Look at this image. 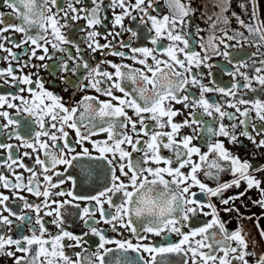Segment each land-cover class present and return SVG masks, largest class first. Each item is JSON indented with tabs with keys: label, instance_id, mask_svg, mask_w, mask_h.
I'll use <instances>...</instances> for the list:
<instances>
[{
	"label": "snow or ice",
	"instance_id": "1",
	"mask_svg": "<svg viewBox=\"0 0 264 264\" xmlns=\"http://www.w3.org/2000/svg\"><path fill=\"white\" fill-rule=\"evenodd\" d=\"M214 2L218 12L213 15L217 18L209 28L210 35L200 38L203 48L201 55L190 47L191 32L186 34L184 31V17L195 11L191 3H185L184 0H164L169 11L163 15H155L150 11L151 8L161 12L164 6L153 3V0H146V3L145 0H112L110 6L113 9L117 6L122 9L113 13L114 24L131 32L137 39L139 29L143 28L147 32V39L156 45L136 47L130 40L121 39L119 48L111 47L115 40L101 44L95 39L100 35L94 26L102 23L103 0H93L91 7L78 6L80 0H69L67 10H63L58 0H3L13 11H0V49L7 53L0 58L8 61L7 66H0V79L5 84L14 85L17 91L0 93V116L4 118L0 121V134H6L9 140L15 137L19 143H0V148L7 150L6 158L0 159V164L12 170V176L15 177L12 179L0 172V187L11 189L22 202L23 208L34 211L35 223L31 212L14 210L7 203L10 199L8 193L0 191V252L12 256L15 264H189V254L191 264H236L237 260L241 264H264V253L255 261L247 259L253 253L248 250L249 242L242 229L227 228L219 215L220 209L211 200V197L218 196L221 203L226 205L223 211L239 213L235 201L244 192L229 196L223 193L238 187L243 180L247 185L245 191L253 187L258 189L261 195L254 202L264 207V179L258 178L264 174V164L254 166L249 159L233 154L223 140H212V136L222 135L236 143L238 137L243 135L255 147L264 148V135L257 138L258 134L264 133V98L257 95L245 99L244 93L238 97L237 91H233L243 87L264 94V60L246 62L248 56L242 45L239 46L240 54L244 58H237L238 54L234 50L237 45L230 43L231 40H238L248 41L249 46L252 43L264 45V27L261 26L264 21L252 22L257 15L253 0H238L245 11L249 10L251 4L248 22L232 9L231 0ZM230 9L231 15L237 17L246 32L233 29L229 34ZM61 12L63 23L59 19ZM137 12L141 19L136 28L129 25L125 29L124 17L136 21ZM11 15L19 19L20 23H10L4 19ZM81 18L89 29L86 36L88 47L93 53L100 49L107 56L111 48V55L129 57L142 67H136L123 59L119 62L105 60L93 66L83 55L81 41L84 36L74 39L70 31L73 28L83 30V25L71 24V21ZM149 22L151 28L148 27ZM188 24L191 26V19ZM217 24L223 30L219 37L215 34ZM9 29L23 33V38L17 40L12 34L5 35ZM115 35L122 36V32ZM165 36L171 42L161 47L160 38ZM28 42L33 45L31 49ZM49 42L52 51L49 50ZM9 43L16 47L24 45V51H14L13 47L8 46ZM71 45L75 46V54ZM125 48H130V51H125ZM37 49L41 51L37 52ZM57 53L60 55L57 56ZM156 53L162 55L157 56ZM25 54L45 61L43 67L54 74H59V69L63 73H75L81 81L87 79L88 82L81 87H91L109 99L86 94L76 104L69 106L59 94L45 87V81L39 75V63L31 62L30 58L12 63L13 60L19 61L20 56ZM212 55L223 56L235 64L234 70H226L233 77H244V82L234 80L231 88H213L205 84L201 66L206 64L211 69L212 63H220H206ZM52 57L56 59L50 64L47 60ZM105 63L112 70L102 67ZM257 63L259 66H256ZM29 64L36 70L35 80L33 73L23 72V68ZM193 65L197 71H193ZM253 67L254 75L242 71V68ZM16 69L21 71L17 72ZM60 79L76 86L77 82L69 75H60ZM33 84L38 85V88L33 87ZM189 84L199 87L198 96L191 91ZM117 89L123 95H116ZM25 91L27 96L22 94ZM211 91H219L230 97L225 103L234 107L235 112L224 110L221 104L205 95ZM17 99L19 103H16ZM113 100L117 103H113ZM173 101L183 102L185 108L193 109L188 113L191 119H173L180 111L172 107ZM242 104L247 107H241ZM5 105L17 109V112H9ZM196 109L202 111L197 112ZM21 113L28 118L23 123L18 118ZM236 113L240 114L239 120ZM205 115L212 119H204ZM225 116L232 121L231 124L224 123ZM185 126L191 127V132L183 133L181 129ZM196 126H199L201 133L208 134L206 150L193 143L198 138L193 135L197 132ZM238 127H241L239 132L236 131ZM153 128L158 130H151ZM68 129L74 130V137ZM99 133L106 135L94 139L93 136ZM21 146L32 149V152L25 151L23 156L30 157L35 153L32 166L25 164L19 154ZM165 149L168 150L167 154ZM40 150H43V158ZM37 164L40 169L34 170ZM61 165L67 167L62 168ZM21 166L29 172L28 178L14 170ZM225 170L232 173V179L221 180ZM70 171L74 174L70 175ZM201 174L214 183L206 182ZM40 176H43V181L39 179ZM65 180L71 181L73 187L85 181L98 184L101 190L95 191L94 195L79 196L73 188L58 187ZM194 186H198L209 199H198L197 193L192 191ZM57 187L58 191H53ZM22 190L42 199L31 202L28 196L22 194ZM54 196H71L74 200L88 201L82 206L79 215L84 218L90 232L99 237L95 252L82 247L81 251L74 253L77 259L73 260L64 251L66 238L74 242L73 246H82L83 236L87 234H77L64 228L65 213L70 211L66 206L73 204L74 200L52 199ZM105 201L109 205L107 209L104 207ZM205 206L210 209L211 219L193 226L198 213L209 215ZM42 210L44 215L55 217L51 221L59 229L55 235L46 227ZM97 211L99 220L110 224L113 231L118 230L119 224L132 235L127 239L107 235L106 229L95 226L97 219L93 214ZM185 225L188 230H185ZM9 226L19 230L17 238L5 236V231H12ZM25 227L30 229L31 234H24ZM172 233L179 234V239L173 240ZM150 234L159 235L161 239L153 240ZM261 235L264 236V228L261 229ZM232 241H235V245ZM109 244L112 246L107 247ZM9 245H15V249L24 255H16ZM221 251L223 254L217 255Z\"/></svg>",
	"mask_w": 264,
	"mask_h": 264
},
{
	"label": "flooded vegetation",
	"instance_id": "2",
	"mask_svg": "<svg viewBox=\"0 0 264 264\" xmlns=\"http://www.w3.org/2000/svg\"><path fill=\"white\" fill-rule=\"evenodd\" d=\"M60 3L61 7L63 10H67V3L69 0H58ZM74 2V0H73ZM112 0H103L104 4V9L101 14V20L102 23L96 24L94 27L95 29L100 33L99 36L95 37L101 44H104L108 41L115 40V43H112L111 47L112 48H119L120 43L119 41L121 39L128 41H131V44L136 47L140 46H149V47H156V45H153L152 42L147 39V32L143 29L140 28L139 32V38L137 39L136 37L132 36L131 32H128L127 30H122L120 25H115L114 24V12H120L122 9L117 6L115 9H113L111 5ZM134 2V0H133ZM185 3H191L193 8L195 9L194 12L190 13L189 16L184 17V31L187 34L188 32H191L192 34V40L190 43V47L194 48L197 52H199L201 55H203V48L200 43V38L205 37L207 38L210 33H209V28L212 26V21L216 20V16L213 15V13L218 12V7L214 0H184ZM253 2L256 5V17L253 18L252 22L253 23H258L260 21H264V0H253ZM93 3V0H80V4L78 6H84L87 5L88 7H91ZM146 3V0H145ZM153 3H160L161 5H164V0H153ZM232 3V9L235 10L236 13H239L240 17H242L246 22H248L249 17L251 16V4H249V10L245 11L243 8L240 7L238 0H231ZM232 9L229 10V15L231 16L230 23L228 25L227 31L231 35L233 29H239L242 31H247L246 29L242 28V26L238 23L237 17L231 15ZM0 11L3 12H12L13 10L9 8L6 4L3 3V0H0ZM53 11H55V8H53ZM150 11L153 12L155 15H163V13H166L169 11L166 5L163 6L161 12H156L155 10L150 8ZM136 21H132L131 17H124V25L125 29L127 26L131 25L134 29L136 28V25L140 22V14L137 12L136 13ZM5 20H7L10 23H20V20L17 19L14 15L11 16H5ZM59 19L60 22L63 23V13L61 12L59 14ZM191 19V26H189L188 21ZM72 25H83L84 28L81 30L80 28H73L71 29V35L74 39H79L81 36H84V40L81 41V48L84 50L83 55L87 57L90 61V63L95 66L98 62L105 61V60H113L116 62H119L121 59L126 61L129 64H135L134 61H132L129 57H119L115 55H111V48H109V55L105 56L102 54V50L97 49L95 53L92 52V50L88 47L89 40L86 36L87 31L89 30L86 22L83 18H81L78 21H71ZM2 26V25H0ZM262 27H264V24H261ZM148 27L151 28V23L149 22ZM199 27V31H198ZM179 30V29H177ZM35 31V29H33ZM50 31V29H49ZM67 31V29H66ZM117 32H122V36H116L115 33ZM12 34L16 37L17 40H20L23 38V33L17 31V30H12L9 29L5 35ZM107 34V35H105ZM154 34V30H153ZM217 37L222 36L223 30L222 26L217 24L216 27V33ZM169 39L165 37H161L159 41V46H167L168 43H170ZM231 44L237 45V47L234 49L238 56L237 58H244V55L240 54V45L243 46L244 53L247 54L248 60L246 62H251V61H261L264 60V45H257L255 43H252L251 46H249L248 41H238V40H231ZM9 47H13V50L16 52H23L24 51V45H19L18 47L14 46L13 44L9 43ZM221 48H223V44L220 45ZM28 47L31 49L33 45H31L30 42H28ZM73 49V54H75V46L71 45ZM49 50L52 51L51 48V43L49 42ZM125 51H130V48H125ZM40 49H37V52H40ZM229 51H233V49H229ZM7 55V53L3 50L0 49V56ZM60 53H57V56H59ZM157 56L162 55L161 53H156ZM182 56V54H181ZM26 58H30V54H25L21 55L19 61L13 60L12 63H18L24 61ZM165 58L166 55H165ZM31 62L34 63H39L41 65V68L39 70V75L42 77V79L45 81V87L49 88L50 90L56 92L59 94L63 102L68 104L69 106H72L77 103V101L81 100V97L85 96L86 94H92V95H97L100 96L101 99H109L106 95L96 92L95 89L89 87V88H83L81 87L82 84L87 83L88 80H79L75 73H63L60 72L59 69H57V72L59 74H54L51 70L46 69L43 67V64L45 61H40L36 60L35 58H30ZM47 59V58H46ZM56 58L52 57L51 59H48V63H52ZM149 61L151 62V58L149 57ZM212 62H220V63H212ZM8 61L0 58V66H7ZM74 63V61H73ZM206 63H212V68L209 69L206 64L202 65L203 69V80L205 84H208L209 86L213 88L217 87H226V88H231L232 87V82L234 80L240 81L241 83L244 82V77L242 76H237L233 77L230 72H228L226 69H235V64L230 63L227 61L223 56H215L212 55L210 56L209 60ZM136 67H142V65L135 64ZM256 66H259L257 63ZM102 67L104 68H109L111 69V66L108 64H103ZM193 71H197L196 66L193 65ZM17 72H20V69H16ZM242 71H249L250 74H255V67L251 69H243ZM23 72H31L33 73V80H35L36 76V70L31 67V64L25 66L23 68ZM82 75L84 74L83 71L81 73ZM60 75H69L72 77L73 80H75L76 86L73 87L71 84H66L64 80L60 79ZM198 75V79H199ZM215 81V83H213ZM253 83H256L253 81ZM22 87H27L26 85H21ZM33 87H37L38 85L33 84ZM189 88H191V91L196 94L197 96L199 95V87L198 86H193L191 84L188 85ZM9 91H17L14 85H8L3 82L2 79H0V93H6ZM233 91H237V96L239 97L240 93H244V98L245 99H250V98H255V96L260 95L262 98H264V94L259 92L257 90L255 93L252 92L249 89H245L243 87L239 88L238 90L233 89ZM23 95L27 96L28 93L25 91L22 93ZM116 95H123L118 89L115 92ZM205 95L209 97L211 100H214L215 102H218L221 104L222 108L226 111L230 112H235L234 107H230L225 101L227 99H230L226 94L220 93L219 91H211V92H206ZM16 103H19V100H16ZM113 103H117V101L113 100ZM7 108L9 112L16 113L17 109L15 108H9L7 105L4 106ZM172 107L175 109H179L180 111L177 113V116H175L173 119L177 121H181L185 118L191 119V117L188 116V113L193 111V109L185 108L183 102H172ZM241 107H247V105H241ZM197 112L202 111V109H196ZM131 114V112H130ZM252 115L254 116L255 113L253 112ZM237 120H239L240 114L236 113ZM21 119L22 123L26 121L28 118L25 114H20L18 117ZM204 119L206 120H211L212 118L205 115ZM4 120L2 116H0V121ZM6 122V121H5ZM148 123H151V121H148ZM219 119L216 121V126L218 127ZM224 123L226 124H231L232 121L228 119L227 116L224 117ZM256 123H261L260 121H256ZM38 127V126H37ZM197 127V132L193 133L195 137H198L197 139H194L193 143H196L198 145H201V147L206 150L207 148V143H208V134L201 133L199 130V126ZM242 127V126H241ZM241 127H238L236 129L237 132L241 131ZM70 134L74 137L75 132L72 129H68ZM153 131L158 130V129H151ZM167 130V129H165ZM252 130V129H250ZM183 133H188L191 132V127L185 126L181 129ZM6 133V130H4ZM106 135V133H99L93 136V138H103ZM143 135V134H141ZM261 135H264V133L258 134V139L260 138ZM203 137V139L199 138ZM179 138V137H178ZM147 139V137H145ZM216 139H221L224 141V144L226 147H228L233 154H238L241 156L242 159H249L254 166H258L259 164H264V148H257L254 146L253 142L246 136L240 135L238 137V142L234 143L232 142L228 137H224L222 135L220 136H212V140ZM0 143H19V141L15 138L12 137L11 140L8 139L6 134H0ZM90 146V144H89ZM127 147V145H125ZM77 150H79V146L77 147ZM25 151L32 152L31 148H24L23 146L20 147L19 149V154L23 158L25 164L32 166L34 161H35V153H33L32 156H23V153ZM165 154H167L168 150H164ZM7 150L0 148V159L6 158ZM40 155L43 158V150H40ZM136 155H140V153H136ZM11 163V162H10ZM18 163V162H17ZM60 167H67L64 165H61ZM40 165H35L34 170H39ZM15 171L17 172H22L25 178H28L29 172L24 168V167H16L14 168ZM51 169L49 170V174H51ZM0 172H4L5 174L9 175L12 179H15V177L12 176V170H10L7 166L0 164ZM70 175L74 174L71 171L69 172ZM119 175V172H117ZM63 178V177H62ZM201 178L205 179L206 182L208 183H214L213 181L209 180L208 178L203 177V174H201ZM258 178L264 179V174H260ZM39 179L43 181V176H40ZM55 179V178H54ZM232 179V173L229 170H225L222 175H221V180H230ZM58 187H65V188H73V190L76 192L77 195L83 196V195H94L95 191H99L100 186L98 184H90L87 181L81 183L78 182L75 187H73V184L69 180H65L64 184L62 186ZM58 187L56 189H53V191H58ZM247 188L246 182L241 181V184L238 187H233L228 190H226L223 195L229 196L232 195L235 192H244V195L240 198H238L235 203L236 206L239 208V213L233 211V212H225L223 209L226 207V205L221 203L220 197L218 196H213L211 197L212 202L216 205L217 208L220 209L219 215L221 218L224 220L226 227L229 228L230 230H234L237 227H240L242 229V233L245 235L246 239L248 240V250L250 254L248 255L247 259L250 261H255L258 256L261 253H264V236L261 235V229L264 228V207H262L260 204L255 203L254 201L258 200L260 198V192L258 189L255 187L251 189H245ZM0 191H4L8 193L10 199L7 202L10 207H12L14 210H23L25 212H31L32 213V220L33 223H35V213L33 210L23 208L22 202L12 193L11 189L3 188L0 187ZM192 191H195L197 193V198L198 199H209L206 193H203L200 191L198 186H194ZM22 194L25 196L29 197V200L31 202H38L39 200L42 199V197H36L33 194L28 193L26 190H22ZM52 199H73L71 196H54ZM114 201H116V198L114 197ZM118 202V201H117ZM88 201L86 200H74L73 204L67 205L66 207L70 210L69 212L65 213V223H64V228L68 229L69 231H73L77 234H84L86 233L87 235L83 236L84 239V244L81 245H74V242L70 239H65V248L64 251L70 256L71 259H77V257L74 255L75 252L81 251V248H89L91 249L92 252H95L96 245L99 243V237L96 234H93L90 232V229L85 225V220L83 217L79 215V212L82 211V206L84 204H87ZM93 203H95L93 201ZM79 206V207H78ZM104 207L107 209L109 208V205L107 204V201H105ZM114 211V209H111ZM205 211L209 212L208 216H205L204 213H198L196 217L193 220V226H199L202 223L207 222L208 220L211 219V214H210V209L205 206ZM41 215L44 216L46 223V227L51 230V234L55 235L59 229L56 224L51 223L52 220L55 219L53 215H44V212L42 210ZM93 215H95L97 219V223L95 226L97 227H103L106 229V234L109 236L115 235L117 238H124L127 239L129 236L132 235V233L126 229L121 227L119 224H117V231H113L111 228V225L108 223H105L104 221L99 220V212H95ZM12 219H16L15 217H12ZM12 227V231L8 232L5 231V236L11 235L13 238H17L19 236V230L16 229L14 226H9ZM38 230V226H37ZM185 230H188L187 225H185ZM24 234H31L30 229L28 227H25L24 229ZM49 233H45V235H48ZM152 235L153 240H160L161 237L159 235ZM173 240L179 239V234L177 233H172L171 234ZM23 243V242H22ZM207 243V241H205ZM233 245H235V241H232ZM112 245L109 244L107 247H111ZM8 247H11L13 251L16 252V255H24V253L19 252L15 249V245H9ZM207 251V249H204ZM222 251L218 252L217 255H222ZM231 258V254H230ZM43 259V257H41ZM179 259V257H177ZM0 264H15L14 258L12 256L6 255L3 252H0ZM189 264H191V256L189 254ZM236 264H241L239 260L236 261Z\"/></svg>",
	"mask_w": 264,
	"mask_h": 264
}]
</instances>
